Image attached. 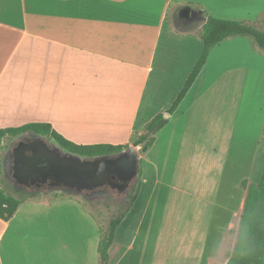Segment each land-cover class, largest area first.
I'll return each mask as SVG.
<instances>
[{"label":"crops","instance_id":"crops-1","mask_svg":"<svg viewBox=\"0 0 264 264\" xmlns=\"http://www.w3.org/2000/svg\"><path fill=\"white\" fill-rule=\"evenodd\" d=\"M16 1L0 0V129L47 123L76 145L132 146L172 106L192 71L177 74L191 42L190 32L180 36L168 25L174 0ZM225 1L254 18L227 20L264 26V0ZM218 47L140 155V192L116 228L107 264H228L246 198L239 181L264 161V51L244 53L236 74L242 107L223 132L225 84L219 89V65L210 67ZM4 162L0 179L8 178ZM209 168L212 183L202 185ZM40 195L9 221L0 218V264H97L95 213L73 200L37 201Z\"/></svg>","mask_w":264,"mask_h":264},{"label":"trees","instance_id":"trees-1","mask_svg":"<svg viewBox=\"0 0 264 264\" xmlns=\"http://www.w3.org/2000/svg\"><path fill=\"white\" fill-rule=\"evenodd\" d=\"M203 14L206 17V22L203 24L200 33V40L203 44L202 54L172 106L165 114L172 115L175 113L206 65L212 49L218 44L231 37L246 36L251 38L256 46L264 51V30L258 29L256 25L247 21L217 19L207 15L206 12H203ZM165 114H158L148 123L145 126L144 132L139 135L132 146H112L107 144L89 146L76 145L55 132L50 124L30 123L22 127L0 129V151L3 149V141L5 139H16L28 133L41 137L49 143L58 146L64 152L81 158L113 156L122 151L134 149L137 146H141L140 151L142 153H147L153 147L157 133L169 122L168 119L164 118ZM140 163L142 162L140 161ZM0 175H2L1 159ZM141 178L142 167L139 171V180L133 188V196L131 197L129 206L116 219L112 220L106 229L100 228L101 234L98 244V254L101 264H107L109 250L114 243L116 228L138 198ZM60 194L67 195L65 193ZM31 197V195L24 197L9 195L0 184V218L4 221H9L19 207ZM228 264H264V167L259 183L254 187L248 188L239 223L237 244Z\"/></svg>","mask_w":264,"mask_h":264},{"label":"rangeland","instance_id":"rangeland-1","mask_svg":"<svg viewBox=\"0 0 264 264\" xmlns=\"http://www.w3.org/2000/svg\"><path fill=\"white\" fill-rule=\"evenodd\" d=\"M10 3V5L17 4L16 0H5ZM195 5H200V7L205 8L207 15L217 18V19H225L227 20L228 15H235L237 18H234L235 20L239 19H250L252 22L254 18L250 16H245L246 13L248 12L247 9L244 8L240 9L237 11V9L233 10L228 7V4L226 3L225 0H174L170 3L169 6V11H168V25L169 27L173 28L175 27V33L177 35H180V32H190L187 33L190 42L189 43V51L188 54L186 55V63L183 65L177 64V74L180 76L183 73H185L189 67L193 69L197 61L199 60L202 50H203V44L202 41L200 40V33H201V28L202 24H196L191 27H186V28H179L176 25V16L179 10L185 6H191L194 7ZM196 7V6H195ZM235 13V14H234ZM238 15H237V14ZM260 30H264V26H256ZM182 36V34L180 35ZM254 52L256 50L257 52L261 51L258 46L254 43V41L246 36H237V37H231L223 41L222 43L219 44V47L214 51L211 61H210V67L215 69V65H219V89L221 88V85L225 84V90L229 89L227 92L225 90L223 92L219 91V121H223V127L222 131L224 132L225 130L230 132L231 127L233 126L232 122L233 120L231 119V116L233 114V109L236 108L237 104L240 105L241 103V97L237 93L239 90L240 92V87H238V83L241 80H239L236 77V74L239 73L237 67H244L245 66V52L251 51ZM254 49V50H253ZM198 52V53H197ZM256 53V52H255ZM182 57L180 55V51L176 50V57ZM217 71V70H216ZM177 76V77H178ZM178 80H176V83L178 84ZM176 84V85H177ZM240 85V84H239ZM177 87V86H176ZM241 106V105H240ZM242 107V106H241ZM167 115V114H165ZM164 115V116H165ZM220 118L222 120H220ZM244 123V124H243ZM246 121L243 120L241 128L238 130L240 132L242 130V127L244 126L245 128ZM245 135L248 133V129L243 131ZM219 133L221 134V130H219ZM219 134V135H220ZM17 139V138H16ZM16 139H7L5 146L2 149V153L0 155V158L2 161H4L7 152L9 151L11 145L16 142ZM263 144L261 145V149L264 147V137H263ZM139 155H142L143 153L140 150H137ZM150 157V156H148ZM212 157L210 154H208V158ZM146 163V161L144 162ZM262 166H264V161L262 163L257 160L255 167L253 169V172L249 174L247 177H242L239 181V187L242 189L245 194H247L248 188L249 187H254L259 183V180L261 178L262 174ZM146 166L148 164L146 163ZM216 168H214V171ZM207 174L203 177L201 184L202 185H208L211 184V174H214L210 168L208 169ZM230 173V174H229ZM227 173V179L231 177V172ZM148 176V175H147ZM3 187L5 188L6 191L10 193H14L19 197H24L30 194L27 192L19 193L15 189L14 184L9 180V178L6 177H1L0 179ZM229 183V182H227ZM137 182L135 183V185ZM45 195H40L39 197L36 198V200H52V199H61V200H73L76 201L80 206L85 208L87 211L91 212L92 211L95 213L96 220L98 218L97 225L100 228L106 229L110 222L114 219H116L122 212L126 210V208L129 206L130 199H127L124 202L119 201L122 197L117 193V192H111L110 193V198L109 199H96L93 200L92 202H89L87 199L82 198L80 195L73 194V197H70L68 195H63L60 194L62 192L57 191V193H50L47 191H44ZM47 194V195H46ZM52 194V195H51ZM58 194V196H57ZM33 195V194H32ZM133 196V192L131 193V197ZM85 203V204H84ZM81 207V210H83ZM99 222V223H98ZM163 242V241H162ZM172 242V241H171ZM175 242V241H174ZM166 243V241L164 242ZM163 243V244H164ZM169 242L166 243V246H168ZM97 264H100L99 256L97 253ZM92 259V256H90V260ZM183 259V258H182Z\"/></svg>","mask_w":264,"mask_h":264},{"label":"water","instance_id":"water-1","mask_svg":"<svg viewBox=\"0 0 264 264\" xmlns=\"http://www.w3.org/2000/svg\"><path fill=\"white\" fill-rule=\"evenodd\" d=\"M183 11L190 12L188 9ZM140 149L141 146H137L113 156L81 158L30 134V141L22 142L14 150L17 159L15 178L23 187L40 186L50 180L51 192L65 194L81 195L83 191H94L106 185L128 193L129 183L133 179L139 180L141 163L137 150Z\"/></svg>","mask_w":264,"mask_h":264},{"label":"flooded vegetation","instance_id":"flooded-vegetation-1","mask_svg":"<svg viewBox=\"0 0 264 264\" xmlns=\"http://www.w3.org/2000/svg\"><path fill=\"white\" fill-rule=\"evenodd\" d=\"M184 9H188L190 12L186 13L183 11ZM196 13V14H195ZM206 17L205 15L199 11L196 10L193 7L190 6H185L179 10L176 16V25L179 28H186V27H191L196 24H202L205 21ZM30 141V134H23L19 138L16 139V142H14L9 151L6 154L5 157V171L6 175L8 176L9 180L14 184L15 189L19 193L27 192L28 194H36L38 192H51V187L50 184L52 181H48L44 184L38 185H32L29 187H23L18 184L17 179L15 178V167H16V156L14 153V150L19 147V145L22 142H29ZM20 158H23V155L20 156ZM136 180L133 179L128 186V193L126 192H121L118 189L112 188L110 185H106L104 187L98 188L94 191H83L82 194L80 195L82 198L87 199L89 202H92L93 200L96 199H109L110 198V193L111 192H117L122 198L119 200L121 202L126 201L127 199L131 198V193L133 192V188L135 187ZM30 194V195H31Z\"/></svg>","mask_w":264,"mask_h":264}]
</instances>
